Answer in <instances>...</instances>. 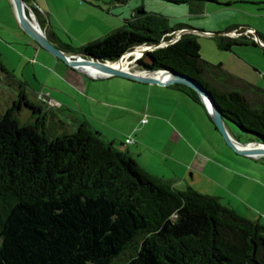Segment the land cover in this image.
I'll use <instances>...</instances> for the list:
<instances>
[{
	"label": "trees",
	"instance_id": "trees-1",
	"mask_svg": "<svg viewBox=\"0 0 264 264\" xmlns=\"http://www.w3.org/2000/svg\"><path fill=\"white\" fill-rule=\"evenodd\" d=\"M24 1L42 28L46 17ZM136 15L138 24L77 45L48 39L65 52L114 61L137 44L169 39L168 32L185 27L145 10ZM230 29L212 35L219 48L255 43L251 34L229 35ZM135 63L195 78L223 118L248 140L264 143V88L202 58L192 31L143 51ZM0 70L5 72L1 61ZM173 83L199 100L191 87ZM21 105L32 120H18ZM47 119L22 90L0 111V264H264V223L214 195L175 188L83 120L57 133Z\"/></svg>",
	"mask_w": 264,
	"mask_h": 264
},
{
	"label": "crops",
	"instance_id": "crops-1",
	"mask_svg": "<svg viewBox=\"0 0 264 264\" xmlns=\"http://www.w3.org/2000/svg\"><path fill=\"white\" fill-rule=\"evenodd\" d=\"M53 1L29 0V4L41 9L46 17L42 26L46 37L65 41L66 33L71 31L56 16L55 10L59 9ZM64 3L70 13L69 21L83 28L92 24L89 17L94 16L96 8L105 9L95 0H64ZM238 26L241 25L229 27ZM241 27L253 28L250 25ZM185 28L192 29L187 25ZM0 61L5 68V72L0 70V111L22 90L25 97L41 110H54L56 121L54 116L48 117L56 126L70 123L73 128L77 121H85L99 132L103 140L110 141L116 148L125 149L143 169L167 179L173 186L178 187L184 181L188 170L198 171L205 166L207 159L194 148L222 147L220 134L205 105L200 99L195 100L183 87L173 82L159 84L121 75L117 77L116 74L93 76L85 70L69 66L25 33L17 21L11 0H0ZM24 66L30 69V77L37 86L27 82L25 76L16 74V71L23 72ZM5 85L8 90L1 97ZM56 110L62 113L69 111L66 122L58 118ZM143 114L146 120L141 123L139 118ZM229 122L224 121V126L231 138L249 141ZM127 136L131 141L124 142ZM207 140L209 146L205 145ZM244 157L263 161L264 153L245 154ZM261 174H264V169ZM259 186L260 192L255 193L263 201L264 185ZM230 207L246 218L264 223V201L260 203L261 213L247 204Z\"/></svg>",
	"mask_w": 264,
	"mask_h": 264
},
{
	"label": "rangeland",
	"instance_id": "rangeland-1",
	"mask_svg": "<svg viewBox=\"0 0 264 264\" xmlns=\"http://www.w3.org/2000/svg\"><path fill=\"white\" fill-rule=\"evenodd\" d=\"M95 1L105 9L96 8L94 16L90 15L89 17L92 24H89L88 28L76 26L74 22L69 21L70 13L65 7L64 0L53 1L59 9L58 11L54 9L56 16L71 31V33H66L65 41L77 45L97 38L113 27L123 24L126 27H132V24H138L139 20L142 19L137 15L132 17L131 10L133 9L137 13V9L143 8L145 11L164 17L168 25L180 22L188 27L190 26L192 29L181 27L184 28L183 31L177 29L171 31V37L179 32L192 31L198 43V53L202 58L212 63H220L223 69L264 88V55L260 44L256 41L255 43H233L230 48L224 49L216 45L218 38L212 36L213 34L224 33L222 30L229 26L240 24L241 26H253L255 31L258 32L257 34H261V38L258 37L264 40V0H229L230 2H227V0H181L178 2L172 0ZM125 19L130 20L131 25L126 24ZM203 31H211L212 34ZM130 65L137 67L135 60ZM29 70L28 66H24L23 72L16 71V74L25 76L28 78L27 82L37 86L34 79L30 77ZM116 76L121 77L120 75ZM7 90L8 86L5 85L1 97L5 96ZM1 102L2 100H0ZM41 112L45 113L46 118H48L46 126L51 132L58 133L63 130H71L70 123L61 126H56L53 123V119L48 116L53 117L54 110L43 108ZM57 112L58 118L66 122L69 111ZM17 118L20 122L32 120L29 108L21 105L17 112ZM53 118L56 121L55 116ZM229 123L235 131L241 133L236 124L232 121ZM194 125L199 129L196 123ZM218 133L222 139V147L194 148L201 157L207 159L205 166L198 171L188 170L184 181L178 187H174L183 189L190 186L200 193L216 196L219 202L224 205L240 204L244 206L247 204L250 208L261 213L260 203L264 200L262 201L263 198H259V195L255 192H260L259 184L264 185V174H261L264 169V160L254 161L252 158L244 157L245 154L236 152L225 141L219 131ZM238 141L243 142L242 140ZM209 144L210 142L207 140L205 145L209 146Z\"/></svg>",
	"mask_w": 264,
	"mask_h": 264
},
{
	"label": "water",
	"instance_id": "water-1",
	"mask_svg": "<svg viewBox=\"0 0 264 264\" xmlns=\"http://www.w3.org/2000/svg\"><path fill=\"white\" fill-rule=\"evenodd\" d=\"M17 21L20 27L42 48L46 49L48 52L62 59L69 66L75 67L80 70H84L82 66L84 64H91L92 66L98 68L100 73L98 74H116L125 77H129L132 79H136L139 81H148L155 82L159 84L171 83V82H179L191 87L198 95L200 101L205 105L206 110L217 128V130L221 133L225 141L238 153L242 154H260L264 153V143L249 140L240 142L236 139H233L227 133L224 121L227 119L223 118L216 103L214 102L213 97L210 92L199 83L195 78L184 74L179 71H172L167 69H145L140 68V72H136L133 69H122L109 65L107 61H113L108 59L96 58L93 56L85 55L82 53H66L62 49H60L57 45H55L52 41H50L43 32V29L39 26L38 22L31 17L28 12L27 6L24 0H11ZM143 8L137 9V13H141ZM181 29L180 31H183ZM204 33L212 34L211 31H203ZM181 32L177 33L174 37H170L169 39H162L156 43L148 44V47L145 50H149L155 46H159L176 39ZM254 40L258 42L259 38L257 33L254 31ZM76 54V55H75ZM121 54L116 58L118 59ZM115 59V60H116ZM146 61V58H143ZM157 73L158 75H155Z\"/></svg>",
	"mask_w": 264,
	"mask_h": 264
},
{
	"label": "bare ground",
	"instance_id": "bare-ground-1",
	"mask_svg": "<svg viewBox=\"0 0 264 264\" xmlns=\"http://www.w3.org/2000/svg\"><path fill=\"white\" fill-rule=\"evenodd\" d=\"M148 47V44H142L138 47H135L133 50L128 51V52H124L118 59L114 60V61H107V63L113 67H117V68H122V69H127V68H131L130 64L133 63L134 61V57H131V55H135L137 56L139 53H141L145 48ZM137 62V61H136ZM82 68L87 71L90 72L91 74L94 73H100V70L94 66H92L91 64H84L82 66ZM136 72H140L139 70H134Z\"/></svg>",
	"mask_w": 264,
	"mask_h": 264
},
{
	"label": "built area",
	"instance_id": "built-area-1",
	"mask_svg": "<svg viewBox=\"0 0 264 264\" xmlns=\"http://www.w3.org/2000/svg\"><path fill=\"white\" fill-rule=\"evenodd\" d=\"M27 9H28V12H29V14L31 15V17H33L34 19H35V17H34V13H33V11L30 9V8H28L27 7ZM39 9V8H38ZM39 11L40 12H42L41 11V9H39ZM36 20V19H35ZM240 26H238V27H236V28H233V29H231V30H229V31H227V33L229 34V35H237V34H239V33H245V34H251V37L254 39V35H253V29L252 28H250V27H246V28H244L242 31H238L237 29L239 28ZM181 29H184V28H179V29H177V30H181ZM168 33H170V32H168ZM258 44H260V45H264V42L262 41V40H258ZM142 44H144V43H142ZM142 44H137V45H135V46H133V48L132 49H134L135 47H138V46H140V45H142ZM132 49H129V50H132ZM125 52V51H124ZM123 52V53H124ZM143 52V51H142ZM142 52L140 53V54H138L137 56H135V55H131L132 57H134V60L136 59V58H138L141 54H142ZM123 53H121V55L123 54ZM76 55V54H75ZM89 74H91L90 72H88ZM91 75H93V76H95L96 74H91ZM146 120V118H145V115L143 114L140 118H139V121L142 123V122H144ZM128 141H131V138L130 137H125L124 138V142H128Z\"/></svg>",
	"mask_w": 264,
	"mask_h": 264
}]
</instances>
